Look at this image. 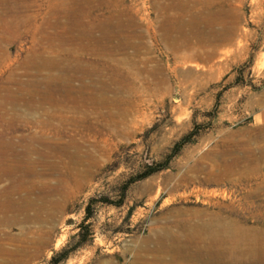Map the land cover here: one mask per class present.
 Masks as SVG:
<instances>
[{"label": "rangeland", "instance_id": "1", "mask_svg": "<svg viewBox=\"0 0 264 264\" xmlns=\"http://www.w3.org/2000/svg\"><path fill=\"white\" fill-rule=\"evenodd\" d=\"M78 19L115 27L114 56L57 49ZM218 32L235 43L210 47ZM76 59L100 63L70 73L78 101L41 98L47 65ZM90 90L119 124L79 101ZM85 118L98 127L67 122ZM51 142L90 156L74 166ZM19 165L38 173L21 192ZM46 183L65 191L38 200ZM4 188L33 203L31 222L0 224V264H264V0H0V203Z\"/></svg>", "mask_w": 264, "mask_h": 264}, {"label": "bare ground", "instance_id": "2", "mask_svg": "<svg viewBox=\"0 0 264 264\" xmlns=\"http://www.w3.org/2000/svg\"><path fill=\"white\" fill-rule=\"evenodd\" d=\"M168 9V8H167ZM104 20V19H103ZM112 20V19H111ZM114 20V19H113ZM116 21V20H115ZM75 22H77V23H74V24H72V26H70L69 27V31H70V35H69V37L68 38H65V39H63V40H60V42L61 43H59V45H58V47H57V49L59 50V49H63V48H65L67 45H68V47L69 46H72V47H74V49L73 50H75V51H73V53L74 54H77L79 51H85L86 52V50H88L89 48H93V51H92V53L94 54V55H96V56H98V57H102V58H106V57H103V56H108V57H110V56H114V44H112L113 43V41L117 38V36L116 35H118L119 34V32L117 33V31H116V29H115V27L114 28H112L111 27V25H106V24H101L100 22L98 23V24H95V25H83V24H80V22H79V19L77 20V21H75ZM109 23V22H108ZM114 23H117V21L116 22H114ZM113 23V24H114ZM124 23V22H123ZM111 24V23H110ZM120 25H122V24H120ZM130 25V24H129ZM129 25H127V26H129ZM132 26V25H131ZM120 27H122V26H120ZM120 27H118V28H120ZM130 27V26H129ZM128 27V28H129ZM132 27H134V26H132ZM96 29H98V30H100L101 32L100 33H102V35H101V37H99V39H96V37H95V35H94V33H95V30ZM126 29V28H125ZM131 29V28H130ZM133 29H135V27L133 28ZM128 30V29H127ZM129 31V30H128ZM133 33V32H132ZM56 34H58V33H56ZM65 34V33H64ZM227 34V33H226ZM57 36V35H56ZM53 37H54V35H53ZM51 38V37H50ZM56 38V37H55ZM122 38H123V36H122ZM51 39H53V38H51ZM233 40H234V35L233 34H231V35H228V36H226L223 32H218V33H216V34H214V38L213 39H211L210 41H208V44H209V46L210 47H215V46H219L220 44H222V43H224V42H226V44L225 45H228V44H231L232 42H233ZM86 41L88 42H94L93 43V46L91 45V44H86ZM203 41H204V39H203ZM236 41V40H235ZM122 42H124V41H122ZM172 42L173 43H176V46H175V49L176 50H180L181 48H182V44H181V42H180V40H173L172 39ZM235 42H233V44H234ZM123 44V43H122ZM223 45V44H222ZM122 47H124V45H119V48L121 49ZM54 49H56V47H54ZM89 51H91V50H89ZM228 53H229V51H226L225 53H224V55L226 56V55H228ZM93 54H90L91 56L93 55ZM202 57V55H201V53H196L195 54V58H199V57ZM221 59H223V58H221ZM44 60V59H43ZM77 61L79 60V59H76ZM224 60V59H223ZM36 61V60H35ZM222 61V60H221ZM50 62V61H49ZM49 62H48V64H49ZM83 62H86L85 60H83ZM82 62V63H83ZM102 62H103V60H102ZM79 63H80V60H79V62H78V65L76 66V67H74V68H76V69H73V67L71 68V67H64L63 66V64H62V62H58L57 64L56 63H54V64H49L50 66H48L47 65V67H48V69L50 70H47V68L45 69L44 68V70H47V71H49V72H51L52 70H55L54 68L56 67V72H57V75L55 76V77H51V76H49L48 77V82L50 83V84H52L53 85V87L51 88L52 90H51V92L50 93H48V91L47 92H45V93H42V95H40V97L41 98H43L44 100H62V99H64V100H67L68 101V99L70 100L71 99V101H78L77 99H76V94H75V98L74 97H72L71 96V90L69 89L70 87L68 86V84H70V82L71 81H73L74 79V76L72 77V75L70 74V73H72V72H82V74H83V76L84 75H86V76H93V75H95L96 74V72H97V70H98V64H100V63H90V61H88V63H90V68H86V69H84V68H82V67H80L81 65H79ZM55 65H57V66H55ZM43 66H45V65H39L38 66V71L39 72H42V71H44L43 70ZM81 74V73H80ZM69 75H71V76H69ZM54 76V75H53ZM82 76V77H83ZM91 79V78H90ZM47 81V80H46ZM93 81V80H92ZM91 81V82H92ZM90 82V81H89ZM40 84H42L41 85V87H43V86H46V85H43L44 83H40ZM103 84V83H102ZM85 85H86V83H85ZM84 85V86H85ZM97 85V84H96ZM87 86V85H86ZM38 87V86H37ZM67 87V88H66ZM90 87H91V85H90ZM47 88V87H46ZM82 87H80V90H82L81 89ZM85 88V87H84ZM75 89V88H74ZM77 89V88H76ZM37 90H39V89H37ZM85 90H87V89H85ZM40 91H41V89H40ZM73 91V90H72ZM100 92V91H99ZM105 92V91H104ZM117 93V92H116ZM30 94V93H29ZM39 94V93H38ZM101 94V92L100 93H98L97 94V91L96 90H90L89 91V93L88 94H84V95H80V97H78V95H77V97L78 98H80L79 99V101L81 102V103H88L89 105H92V106H94V108H95V113H97V114H99L100 116H102V114H103V108H104V106L105 105H108L109 106V108H108V115L104 118L105 120H100L99 121V124H102V123H105L106 124V122L108 123V125H112V124H119V121H118V119H117V114L118 113H121V112H118V113H116V110L117 111H121L122 109H119V107L118 106H116V104L115 103H117L116 101L115 102H113V101H110V100H108V98H106L105 96V93H103V96L99 99V98H97V95L99 96ZM32 95V94H31ZM33 95H36V94H33ZM105 95V96H104ZM37 96V95H36ZM76 99V100H75ZM40 100V99H39ZM43 102V101H42ZM41 102V103H42ZM47 103V102H46ZM124 103V102H123ZM129 103H131L130 101H129ZM118 104V103H117ZM110 105H112V108L110 107ZM68 106V105H67ZM123 111V110H122ZM93 121V120H92ZM92 121H90V118L89 119H82V120H72V121H67L68 122V124H71V125H73V126H75V125H77V126H82V127H86L88 130L90 129H96V127H98L97 125V123H98V120L97 121H95V122H92ZM70 122V123H69ZM86 122H88V125H86ZM97 124V125H96ZM105 126V125H104ZM100 130V129H99ZM103 131V130H102ZM47 140V139H46ZM46 140H44V139H42V140H40L39 142H42V143H44V144H46V146H47V144H49ZM50 145H52V146H54V150L56 151V150H58V151H60V152H63L62 154H64V156L66 157V158H68V160H70V161H73V164H74V166L75 165H81V164H83V161H84V159L85 158H88L90 155H84L83 157L80 155V156H78V149L80 148L79 146H76L75 145V147H74V149H73V152H70V150L73 148V146L72 145H68V144H57V143H53V142H51L50 143ZM6 148L8 149L7 150V152H6V154H8V153H11V155L13 156V159L14 160H16V161H20V162H22L24 159H25V157H27V154L26 153H22L21 151H14V149H15V147H13L11 144H8V145H6ZM30 148V147H29ZM51 148H53V147H51ZM33 150V149H32ZM25 152V151H24ZM35 152H37V150L35 151ZM54 152V151H53ZM59 152V153H60ZM80 152V151H79ZM40 154V153H39ZM4 155H5V153H4ZM44 156H45V154H43ZM59 155V154H58ZM61 156V155H60ZM92 156V155H91ZM47 157V156H46ZM28 160H29V158H28ZM61 160V159H60ZM30 161H31V159H30ZM40 161V160H39ZM26 162V161H25ZM28 162V161H27ZM52 164H55V163H52ZM72 164V165H73ZM37 164L35 163V166H36ZM47 166H48V164H47ZM32 167H33V169L35 168L34 167V165H32ZM39 167V166H38ZM69 167V166H68ZM26 168V165L25 166H23V165H19V166H17V167H15L14 168V170H12L9 174L11 175V176H14L15 177V182H17V183H19L20 184V186H19V190H18V192H21L22 191V183H23V181H24V178H25V176H28V175H32V176H38V173H36L31 167V169L28 171V172H26L27 170L25 169ZM29 168V167H28ZM48 168V167H47ZM60 168V167H59ZM74 168V167H73ZM67 170H68V168H66ZM43 170V169H42ZM51 170V169H50ZM69 171V170H68ZM40 173H41V171H40ZM53 173H54V171H53ZM61 173H62V171H61ZM66 173H67V171H66ZM65 173V174H66ZM85 173H86V171H85ZM40 175V174H39ZM54 175V174H53ZM56 175V174H55ZM59 175V174H58ZM41 176V175H40ZM63 176V175H62ZM68 176H70L69 174H68ZM67 176V177H68ZM82 176H84V174L82 175ZM30 178H31V176H30ZM58 178V177H57ZM60 179H61V177H59ZM58 178V179H59ZM70 178H71V176H70ZM68 179H69V177H68ZM71 181V180H70ZM69 181V182H70ZM76 181V180H75ZM79 181V180H78ZM66 182V181H65ZM16 184V183H15ZM19 184H16V185H19ZM34 185H36V184H34ZM42 186V185H41ZM59 186V185H58ZM61 186V185H60ZM66 186V185H65ZM7 187V186H6ZM9 187V186H8ZM36 187L38 188V186L36 185ZM14 188V187H13ZM5 189V188H4ZM36 189V188H35ZM34 189V190H35ZM42 189L43 190H41V194L39 195V197H37V199L38 200H41V201H43V202H46L47 201V198H49V196H51V194H53V193H57V194H59V193H62V191H65L63 188H62V186L60 187V188H51L49 185H47V183L44 185L43 184V187H42ZM21 190V191H20ZM5 191L6 192H4L3 191V193H1L2 194V197H4L3 199H2V201L3 200H5V201H3V202H1L0 203V224H2V225H22V224H25V222H27L29 219L26 217V219H25V217L23 218V219H20L19 218V216H21V214H23V212H24V207L26 206V205H29L30 206V204H32L33 203V200L31 199V198H29V197H27V196H25V198H22V197H20V198H22V199H20V198H13L14 196H12V195H15L12 191H11V189L10 188H7V189H5ZM17 193V192H16ZM38 193H39V190H38ZM70 194V193H69ZM36 196V195H35ZM59 196V195H58ZM17 197V196H16ZM0 198H1V196H0ZM53 197L51 196V198L50 199H52ZM1 200V199H0ZM37 200V201H38ZM60 200V199H59ZM58 200V201H59ZM40 202V201H39ZM48 203V202H47ZM49 203H51V202H49ZM57 203V202H56ZM40 205H42L41 204V202H40ZM56 206V205H55ZM27 207V206H26ZM31 207V206H30ZM46 207V206H45ZM52 207V206H51ZM33 208H35V206L33 207ZM28 209V208H27ZM36 209V208H35ZM39 209V208H38ZM44 208L42 207V210H43ZM61 209V208H60ZM37 210V209H36ZM27 211V210H26ZM29 211V210H28ZM30 211H31V209H30ZM40 211V210H39ZM39 211H37V212H39ZM54 211H55V209H54ZM49 212V211H48ZM52 212V211H51ZM41 213V212H40ZM36 214V213H35ZM46 214V213H45ZM42 215V214H41ZM40 214H39V216H41ZM51 215V214H50ZM47 217H48V215H47ZM30 218V217H29ZM42 218V217H41ZM31 219V218H30ZM46 219V218H45ZM34 220L36 221V220H39V217H35L34 218ZM52 219H50L49 221H51ZM30 221V220H29ZM28 221V222H29ZM47 221V220H46ZM46 221H44V223L46 222ZM31 222V221H30ZM38 222V221H37ZM56 222V221H55ZM53 229H48V230H42V231H40L41 233L39 234V237H38V240H37V242L38 243H40V244H45V243H47V241L49 240V238H50V236L52 235V233H53Z\"/></svg>", "mask_w": 264, "mask_h": 264}]
</instances>
